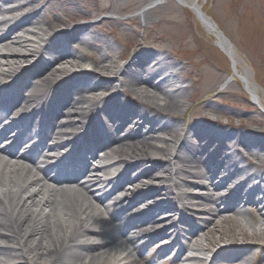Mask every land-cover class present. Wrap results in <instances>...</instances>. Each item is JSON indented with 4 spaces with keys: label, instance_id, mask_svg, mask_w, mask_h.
<instances>
[{
    "label": "bare ground",
    "instance_id": "obj_1",
    "mask_svg": "<svg viewBox=\"0 0 264 264\" xmlns=\"http://www.w3.org/2000/svg\"><path fill=\"white\" fill-rule=\"evenodd\" d=\"M51 1L0 0V140L6 142L0 146V264H205L212 241L203 232L220 227L222 218L253 228L259 240L264 139L215 126L219 120L209 115L183 128L180 112L189 108L192 84L171 70L168 55L145 49L120 65L115 44L93 24L57 31L62 20L49 17ZM177 1L232 60L227 83L242 78L264 108V95L236 48L200 14V4ZM23 8L29 12L19 17ZM28 59L31 68L23 64ZM85 60L93 67L82 69ZM138 124L134 133H118ZM163 235L168 244L152 260L145 251ZM231 241L240 244L234 258L264 249L261 241Z\"/></svg>",
    "mask_w": 264,
    "mask_h": 264
},
{
    "label": "rangeland",
    "instance_id": "obj_2",
    "mask_svg": "<svg viewBox=\"0 0 264 264\" xmlns=\"http://www.w3.org/2000/svg\"><path fill=\"white\" fill-rule=\"evenodd\" d=\"M51 2L49 17L54 19L58 14V19L62 20V22H56L57 25L54 28L57 31L73 28L76 25L93 24L95 30L103 33L104 38L110 39L115 44V53L119 55L117 62L120 65H126L132 61L137 51L145 49L168 55L175 63L171 70L184 74L185 81L192 84L190 96L186 99L189 108L187 107L185 114L180 112L183 128L198 123L202 116L209 115L221 121L227 130L240 131L247 136L264 139V108L260 104L253 103V97L242 78L237 77L231 83H227L228 77L233 74L232 60L222 50L217 38L207 31L189 7L183 6L177 0H161L155 7L153 5L156 0H52ZM198 2L205 15L216 24L225 39L244 59L251 78L263 96L264 0H208L204 3L199 0ZM144 10L145 12L142 13ZM28 12L27 8H23L17 15L22 17ZM45 34L47 33L43 32L42 35ZM50 34L45 35V38H48ZM85 61L86 64L81 65V68L85 65L89 66L88 64L92 66L89 60ZM24 63L28 64V61ZM242 66V64L239 65L241 71ZM104 90L102 89L100 94L104 95ZM202 93L207 95L204 101L200 97ZM132 127L131 129L125 127L118 133L125 135L140 129L139 124ZM137 139L141 141L140 136ZM53 142L54 140L50 141V143ZM141 145L149 148V145L144 142ZM177 145L181 146L178 142ZM173 148L178 146L173 145ZM254 162L260 161L254 160ZM98 163L97 159L93 160V164ZM122 166L123 164H120L110 168L109 172L119 170ZM166 183L173 186L172 182ZM146 189L147 186L142 188V191ZM188 190L200 192V189L195 187ZM166 198H169L166 199L168 202L172 201V196L168 195ZM259 207L264 212V205ZM182 212L181 210L179 214ZM200 217L206 220L208 215L201 214ZM251 220L252 213L249 212L246 222L251 224ZM175 226V229L180 228L177 219ZM145 232L144 229L139 233L131 232L130 234ZM203 233H206L212 241L210 244L206 242L207 250L203 254L205 257L215 252L212 248L216 243L225 239L235 238L245 244L253 241L264 242V233L259 235L258 240L254 236L257 232L253 228H242L234 218L228 221L222 218L220 227L215 228L214 225H210ZM160 239L163 241L160 240V243L147 249L146 255L168 244L165 235L160 236ZM235 244L228 251L220 253L215 258L214 264H224L227 259L230 264H264L262 258L264 249L256 248L245 258H234L233 254L238 251L239 242ZM151 259L156 260L155 253L152 254ZM173 263L171 261L169 264Z\"/></svg>",
    "mask_w": 264,
    "mask_h": 264
}]
</instances>
